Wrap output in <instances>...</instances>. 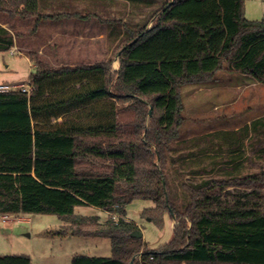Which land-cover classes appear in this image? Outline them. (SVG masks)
I'll use <instances>...</instances> for the list:
<instances>
[{
  "label": "trees",
  "instance_id": "trees-1",
  "mask_svg": "<svg viewBox=\"0 0 264 264\" xmlns=\"http://www.w3.org/2000/svg\"><path fill=\"white\" fill-rule=\"evenodd\" d=\"M44 1L0 0V15L57 17L42 13ZM154 4L149 18L125 25L113 48L118 70L114 59L46 69L32 53L31 93L0 92V216L56 215L63 227L45 237L111 241V257L75 255L71 264H264L258 192L223 200L232 187L264 183V116L180 139L185 85L222 70L264 85V19H247L245 0ZM13 47L0 24V53ZM249 163L256 172L245 173ZM137 200L154 204L144 215L158 227L167 213L174 221L157 251L133 236L126 207ZM0 264L32 260L0 255Z\"/></svg>",
  "mask_w": 264,
  "mask_h": 264
},
{
  "label": "rangeland",
  "instance_id": "rangeland-1",
  "mask_svg": "<svg viewBox=\"0 0 264 264\" xmlns=\"http://www.w3.org/2000/svg\"><path fill=\"white\" fill-rule=\"evenodd\" d=\"M245 16L251 21L264 19V0H245ZM9 16L6 15V18ZM115 50L107 61L114 59ZM114 70L119 63L114 59ZM7 67L9 70H7ZM29 62L19 53H0V85L11 90L28 84ZM7 82V83H6ZM184 123L180 139L202 135L209 131L236 130L264 115V85L247 75L218 72L214 79L185 85L182 88ZM257 167L248 164L245 173L256 172ZM258 192L264 207V183L232 187L223 194V200L234 203L241 194ZM150 201L137 200L126 207L128 219L136 223L148 248L157 251L167 245L174 235V221L170 214L164 216L162 228L145 210L152 209ZM77 214L99 216L106 213L94 207H78ZM63 223L56 215H8L0 216V255H27L33 264H71L75 255L111 257V241L103 238H48L45 231L60 230Z\"/></svg>",
  "mask_w": 264,
  "mask_h": 264
},
{
  "label": "crops",
  "instance_id": "crops-1",
  "mask_svg": "<svg viewBox=\"0 0 264 264\" xmlns=\"http://www.w3.org/2000/svg\"><path fill=\"white\" fill-rule=\"evenodd\" d=\"M154 3L155 0H143L133 6L132 0H45L42 13L57 17L37 21L0 15V24L14 37V47L9 52L25 57L30 75L35 70V64L28 57L32 53L46 69L107 62L113 48L124 37L125 25L135 26L149 18ZM213 132L217 131L202 135Z\"/></svg>",
  "mask_w": 264,
  "mask_h": 264
},
{
  "label": "built area",
  "instance_id": "built-area-1",
  "mask_svg": "<svg viewBox=\"0 0 264 264\" xmlns=\"http://www.w3.org/2000/svg\"><path fill=\"white\" fill-rule=\"evenodd\" d=\"M11 87L7 86V85H0V92H9L11 91ZM22 92L30 94L32 91V88L30 86H22L21 87Z\"/></svg>",
  "mask_w": 264,
  "mask_h": 264
},
{
  "label": "water",
  "instance_id": "water-1",
  "mask_svg": "<svg viewBox=\"0 0 264 264\" xmlns=\"http://www.w3.org/2000/svg\"><path fill=\"white\" fill-rule=\"evenodd\" d=\"M149 114H150V116L152 115V110H150ZM133 236H134L135 238H137V239H141V238H143V234H142V232H141L140 230L134 232V233H133Z\"/></svg>",
  "mask_w": 264,
  "mask_h": 264
}]
</instances>
